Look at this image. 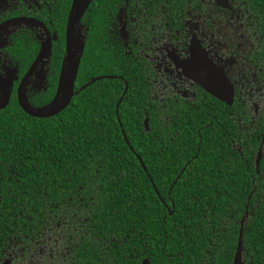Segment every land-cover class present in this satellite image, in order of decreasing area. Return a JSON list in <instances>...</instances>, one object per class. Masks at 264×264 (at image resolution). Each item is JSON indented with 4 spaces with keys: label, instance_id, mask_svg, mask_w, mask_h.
Returning <instances> with one entry per match:
<instances>
[{
    "label": "trees",
    "instance_id": "obj_1",
    "mask_svg": "<svg viewBox=\"0 0 264 264\" xmlns=\"http://www.w3.org/2000/svg\"><path fill=\"white\" fill-rule=\"evenodd\" d=\"M99 41L90 29L74 90L119 78L89 84L51 117L18 108L0 117V249L41 239L65 216L79 223L67 264H231L247 204L242 259L264 264V181H249L248 148L237 162L226 134L210 128L195 146L170 142L151 118L144 131L135 62L125 71L108 53L95 65ZM256 170L264 176V147Z\"/></svg>",
    "mask_w": 264,
    "mask_h": 264
},
{
    "label": "flooded vegetation",
    "instance_id": "obj_2",
    "mask_svg": "<svg viewBox=\"0 0 264 264\" xmlns=\"http://www.w3.org/2000/svg\"><path fill=\"white\" fill-rule=\"evenodd\" d=\"M263 2L90 0L74 25L75 36L83 40L77 69L88 31L91 29L95 35L100 30L104 42L95 46L105 51L94 54L95 65L108 53L120 60L125 71L130 61L135 62L144 131L148 130L151 118L170 142L181 140L195 146V141L199 143L206 137L210 128L213 135L226 134L228 148L234 151L228 152V157L236 154L237 162L248 148L254 168L257 152L260 150V161L264 147ZM71 3L72 0H0V117L14 114L17 108L23 112L18 96L30 108H41L53 98L65 54V27ZM46 45L47 59L28 73ZM103 64L114 67L106 59L99 66ZM119 77L96 76L89 81ZM74 84L72 96L85 85L74 90ZM123 85L118 100L126 90L125 81ZM188 162L183 163L180 172ZM256 169L255 177L250 175L249 181H264ZM146 177L151 180L149 175ZM243 214L244 224L251 214L247 204L237 220V234ZM57 220L44 228L39 240H8L0 249V264H20L19 260L31 256L33 247L44 242L52 230L64 246L62 234L64 229L71 228L66 253L59 260V264H67L69 245L77 237L74 226L79 227V223L65 216ZM9 250L19 258L8 257Z\"/></svg>",
    "mask_w": 264,
    "mask_h": 264
},
{
    "label": "water",
    "instance_id": "obj_3",
    "mask_svg": "<svg viewBox=\"0 0 264 264\" xmlns=\"http://www.w3.org/2000/svg\"><path fill=\"white\" fill-rule=\"evenodd\" d=\"M89 1L90 0H81L78 4L77 0H72L66 21V27H65V54L63 57V61L61 63L56 91L53 98L41 108H30L25 103H23L20 97L18 96V106L25 114L34 118L51 117L57 114L58 112H60L62 109H64L67 106L70 98L74 94L73 93L74 78L77 69L78 59L83 46V40L81 37H80L79 47H76L75 42H73V35H75L74 25L77 23L78 18L86 8ZM48 55H49V46L46 45L45 48H42L41 51H39V53L37 54L28 73H30L38 63L46 60ZM63 78H64L65 87L62 90ZM92 81L93 80L89 81L88 84H91ZM88 84H85L83 87L87 86ZM82 88H80L79 90H81ZM119 101L120 100L117 101L116 106L118 105ZM225 102L227 105L230 104L228 101ZM145 128H146V124H145ZM263 139H264V134H263ZM259 159H260V150H258L255 158V162H254L255 169L257 167ZM152 188L155 194L157 195V192L155 191L153 186ZM244 217L245 214H243L240 220V227L238 229V234H237L233 256L231 259V264H244L242 260V225L244 222ZM140 264H149L147 258L142 259Z\"/></svg>",
    "mask_w": 264,
    "mask_h": 264
},
{
    "label": "rangeland",
    "instance_id": "obj_4",
    "mask_svg": "<svg viewBox=\"0 0 264 264\" xmlns=\"http://www.w3.org/2000/svg\"><path fill=\"white\" fill-rule=\"evenodd\" d=\"M64 229V228H63ZM72 230L64 229L62 234L64 237V246L61 243V237L55 235V232L52 230L48 232L44 238V242L37 244L33 247V254L29 256L26 260H19L20 264H59L61 255L66 253V243L69 235H71ZM64 248V249H63ZM7 256L10 258L17 257L16 252L12 250L7 251Z\"/></svg>",
    "mask_w": 264,
    "mask_h": 264
},
{
    "label": "bare ground",
    "instance_id": "obj_5",
    "mask_svg": "<svg viewBox=\"0 0 264 264\" xmlns=\"http://www.w3.org/2000/svg\"><path fill=\"white\" fill-rule=\"evenodd\" d=\"M80 1L81 0H77V3L79 4ZM73 42H75L76 47H79V44H80V36L73 35ZM64 87H65V83H64V78H63V81H62V90H63Z\"/></svg>",
    "mask_w": 264,
    "mask_h": 264
}]
</instances>
